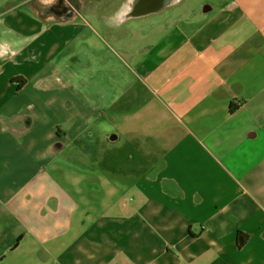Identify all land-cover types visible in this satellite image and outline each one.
Listing matches in <instances>:
<instances>
[{
    "label": "crops",
    "instance_id": "crops-1",
    "mask_svg": "<svg viewBox=\"0 0 264 264\" xmlns=\"http://www.w3.org/2000/svg\"><path fill=\"white\" fill-rule=\"evenodd\" d=\"M28 3L0 12V264H264V20L243 44L225 38L244 14L264 17V0L155 40L133 63L150 61L145 85L103 124L79 85L96 74L80 54L105 46L99 24L85 32ZM196 47L213 59L165 62ZM186 80V95L164 98ZM89 129L105 140L96 151L82 144Z\"/></svg>",
    "mask_w": 264,
    "mask_h": 264
},
{
    "label": "flooded vegetation",
    "instance_id": "flooded-vegetation-1",
    "mask_svg": "<svg viewBox=\"0 0 264 264\" xmlns=\"http://www.w3.org/2000/svg\"><path fill=\"white\" fill-rule=\"evenodd\" d=\"M117 1L118 0H54L52 5L44 7V4L41 2V0H29V3L25 7L27 9L32 8V10H35V12H40L41 10L42 14L40 13V15L43 18L63 16L65 13H67L65 10L66 7H69L74 11L70 18L81 20L83 25L90 27V30L85 29V32H89L93 30L91 25L92 21H94L96 24H99V26H101L102 23L104 25L111 23L114 25V29H120L117 25H115L116 22L120 20L117 16V11L118 5L121 1ZM186 1L187 0H184L180 5L171 4L167 8L160 7L159 11L150 18L154 20L156 27L146 25L142 30L135 29V32L139 33L138 36H140L139 38L142 40L140 41L141 43L138 42L139 44L134 47H120V42L125 39L119 40V38L116 37H113V39L110 40L106 39L104 47L101 45V48L98 47L93 49L91 46H89L94 56L90 55L88 45L82 47L80 56L83 58L84 67H87L92 72L96 71V74L93 73L91 76L87 77V84H85V81H81L79 83L80 86H85H82V88H84L83 93L88 96V98L85 96L84 100L82 101L89 107H92L89 108L93 113L91 116L95 117L96 120L100 121L101 124L104 123V119L109 113L125 112L128 108H130L131 103L129 104L128 102L131 101L132 98L136 97L141 91L140 87L142 88L143 85H145L143 82V80L146 78L144 75L146 74L145 67L150 61L144 62L138 68H135L133 63L138 57L142 56L146 50L150 49V52L153 50L155 51V46H153L154 42L147 39L153 33V37L156 36V33L153 31V29H164V32L166 33H164L162 36H165L171 31L179 29L180 27L183 28L193 23H202L218 12L226 13L227 20H234L242 13L246 6L254 7L257 2L263 0H201L196 7L191 8L186 6L183 7L186 4ZM42 6L44 8L41 9ZM5 16V14H0V21ZM263 20L264 17L258 12L244 14L241 18H239L238 24L236 26L229 29L228 32H225V34H227L225 38L227 40H235V43L243 44L245 41H247V39L251 38L250 36L252 34L257 33V25ZM256 36L259 35L255 34L253 37ZM257 40L250 43L254 44L257 42ZM134 48L136 49L135 51H129V49ZM212 59V55H207L204 49L196 47L191 51L173 52L166 57L165 62L171 67L178 66L184 69L186 66H195L201 64L202 62L211 61ZM77 60L78 63L76 68L78 70L79 68L83 67V64L79 57H77ZM155 67L157 68L156 65ZM173 76L174 75L170 73V77L173 78ZM111 82L113 83L112 89H108L107 85ZM187 83L188 82L186 80L180 89L171 91L168 95H165L164 98L168 100L171 98V96L186 95L188 93V89L186 87ZM92 85L97 86V89L94 93L93 88H91ZM104 87H106V91L111 95L112 102L110 101V110H107L105 107L101 106V103L105 100L106 96L103 90ZM93 94L95 95L92 96ZM33 114L34 112H31V110L30 113L23 114L24 119H27L28 121L24 131L31 129V118L29 117L30 115L33 116ZM95 124L97 123H94L93 125ZM115 127L116 128L111 131L112 133L109 132L111 135H107V138L119 137L118 132L121 131L120 124ZM93 129L88 130L86 140L82 141V144L86 147V149L93 150L94 148L96 151L97 147L104 146L105 140L101 142L97 130L94 131ZM70 140L71 139H68L66 142H63V144L62 142H57L56 145H70ZM145 142H148L150 145L160 143L159 139L154 138H145L143 141H141V144ZM75 145L76 143H74L70 149L73 153L76 150ZM136 156H138V153ZM145 158L146 157L143 156V159Z\"/></svg>",
    "mask_w": 264,
    "mask_h": 264
},
{
    "label": "water",
    "instance_id": "water-1",
    "mask_svg": "<svg viewBox=\"0 0 264 264\" xmlns=\"http://www.w3.org/2000/svg\"><path fill=\"white\" fill-rule=\"evenodd\" d=\"M22 2L21 0H16V2ZM120 4L118 5V11L117 14L119 13L118 20L115 25H117L120 29H114L113 24H103L102 21V29L104 36L110 40L113 39L114 36L119 37V40L127 39L130 38L135 31L134 26H130L129 24L135 21H142V24L150 23L152 26L151 27H156V23H154L153 19H150L152 16H154L158 11L160 7L167 8L169 5H177V4H182L184 0H134V3L131 5V11H128V0H120ZM52 5V4H51ZM49 6V5H48ZM44 7H47L44 5ZM43 6L41 7L44 8ZM67 13H65V16L71 17L74 13V11L66 7L65 9ZM41 12V10H40ZM127 13V15H125ZM127 25H129L127 27ZM126 27V28H125ZM139 28V27H138ZM137 28V29H138ZM140 29V28H139ZM116 37V38H117ZM173 152L172 150H170ZM166 152V151H165ZM169 154V153H168ZM174 154H171V156Z\"/></svg>",
    "mask_w": 264,
    "mask_h": 264
},
{
    "label": "rangeland",
    "instance_id": "rangeland-1",
    "mask_svg": "<svg viewBox=\"0 0 264 264\" xmlns=\"http://www.w3.org/2000/svg\"><path fill=\"white\" fill-rule=\"evenodd\" d=\"M115 1V0H114ZM120 0H118L117 2H119ZM200 1L201 0H187L186 1V4L183 6V7H189V8H191V7H196L199 3H200ZM9 3L10 2V4H7L6 5V3ZM12 3H13V0H0V6H2V5H5V7H3L2 9H0V12H2V11H4V10H6V9H8L11 5H12ZM142 21L143 20H141V21H135V22H132V23H130L129 25L131 26H134L135 28H136V30H138L139 28H140V30H142L146 25L147 26H152L150 23H146V24H142ZM129 25H127V27L129 26ZM99 26V25H98ZM139 27V28H138ZM126 28V27H125ZM138 28V29H137ZM99 29H100V31L102 32L103 31V29H102V27L101 26H99ZM153 31L156 33L155 35V37H153V35H154V33L150 36V37H148L147 39L149 40V41H152V42H154L155 40L157 41V40H159V38L164 34V33H166V32H164L165 30L163 29H158V30H156V28L155 29H153ZM139 35V33L138 32H135L134 34H133V36L131 37V38H128V39H125V40H123L122 42H120V47H125V48H130V46L131 47H134V46H136L137 44H139L138 42H140L142 39H140L139 37L140 36H138ZM138 38H139V40H138ZM141 43V42H140ZM91 48H93V47H91ZM93 49H95V48H93ZM112 124H113V122H111ZM137 126H138V124H137ZM140 126V125H139ZM100 141L102 142L103 141V139H102V137H100Z\"/></svg>",
    "mask_w": 264,
    "mask_h": 264
},
{
    "label": "clouds",
    "instance_id": "clouds-1",
    "mask_svg": "<svg viewBox=\"0 0 264 264\" xmlns=\"http://www.w3.org/2000/svg\"><path fill=\"white\" fill-rule=\"evenodd\" d=\"M41 2L48 6L54 3V0H41ZM134 3V0H128V11H131V5ZM119 15V13L117 14ZM127 15V13H125ZM10 51L9 44L6 40L0 39V59L6 57Z\"/></svg>",
    "mask_w": 264,
    "mask_h": 264
},
{
    "label": "trees",
    "instance_id": "trees-1",
    "mask_svg": "<svg viewBox=\"0 0 264 264\" xmlns=\"http://www.w3.org/2000/svg\"><path fill=\"white\" fill-rule=\"evenodd\" d=\"M238 245L242 247L245 242L249 239V235L247 233L242 232L241 230L238 231Z\"/></svg>",
    "mask_w": 264,
    "mask_h": 264
}]
</instances>
